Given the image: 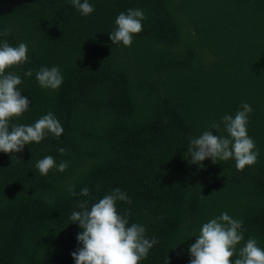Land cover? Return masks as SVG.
I'll return each mask as SVG.
<instances>
[{
  "label": "trees",
  "instance_id": "1",
  "mask_svg": "<svg viewBox=\"0 0 264 264\" xmlns=\"http://www.w3.org/2000/svg\"><path fill=\"white\" fill-rule=\"evenodd\" d=\"M88 2L94 12L84 16L70 0H0V32L9 33L0 44L28 47L27 61L5 72L20 76L30 100L10 126L51 112L63 127L58 138L0 152V264H75L82 229L71 213L116 188L131 199L116 204L129 226L158 241L140 264H190L202 225L222 213L243 221L232 264L249 238L264 249V0ZM130 8L143 11L142 31L130 46L114 44L115 19ZM53 66L63 83L42 88L36 72ZM243 103L253 109L256 163L242 171L233 159L189 163L190 140L227 135L210 125ZM45 156L67 169L40 175Z\"/></svg>",
  "mask_w": 264,
  "mask_h": 264
},
{
  "label": "clouds",
  "instance_id": "2",
  "mask_svg": "<svg viewBox=\"0 0 264 264\" xmlns=\"http://www.w3.org/2000/svg\"><path fill=\"white\" fill-rule=\"evenodd\" d=\"M70 2L84 16L94 12L88 0H83V3L81 0ZM145 18L141 9L130 8L126 13L121 12L115 19L116 28L109 34L112 43L130 46L133 36L142 31ZM8 34L7 29L0 32L2 36ZM27 52L28 47L23 42L17 47L10 46L6 41L0 44V152L5 154L19 153L25 145L40 143L46 133L57 138L63 134L61 123L51 112L32 125L10 126L13 118L20 117L28 110L30 100L18 90L22 83L20 76L5 72L26 62ZM24 75L31 77L33 72L28 70ZM36 80L42 88L52 90L58 89L63 83L58 66L40 68L36 72ZM241 108L234 117L225 115L220 123L213 122L210 125L211 129L226 132L227 135H213V131L206 130L190 140L186 153L190 157L189 163L202 166V162L209 158L214 164L217 160L233 159L239 171L256 163L259 153L254 150L255 142L247 131L248 116L253 109L248 103H243ZM58 151L63 155L66 150L59 148ZM67 167V162L63 161L57 166L52 156H45L36 163L40 175H47L53 168L63 172ZM69 192L76 195L74 188H69ZM80 195L88 197L90 190L85 187ZM118 201L131 204L127 193L119 188L90 207L87 201L78 202L79 210L73 211L70 216L71 223L78 224L82 229L77 235L82 247L71 254L75 264H140L158 243L155 238H146L144 226L135 223L129 226L130 213L121 215L116 207ZM242 225V220L233 219L227 213L204 223L195 243L189 248L190 264H232L231 258L237 255V245L244 239ZM234 264H264V249L257 246L254 238H249L239 248Z\"/></svg>",
  "mask_w": 264,
  "mask_h": 264
}]
</instances>
